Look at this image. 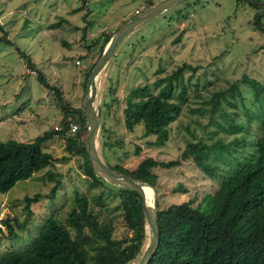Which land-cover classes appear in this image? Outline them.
<instances>
[{
  "label": "rangeland",
  "instance_id": "374dc122",
  "mask_svg": "<svg viewBox=\"0 0 264 264\" xmlns=\"http://www.w3.org/2000/svg\"><path fill=\"white\" fill-rule=\"evenodd\" d=\"M159 1L0 0V37L6 36L11 43L0 41V141L28 143L52 131L58 118L48 107L54 109L57 104V111H61L65 103L57 100L54 91L49 92L52 100L43 97L45 89L37 80V72L27 67L25 71L22 55L32 64L39 60L35 66L50 87L59 93L61 89L67 91L79 74L73 61L84 52L82 39L86 46L92 40L100 41L93 56L95 62L104 38L111 39L120 28L121 22L116 24L120 18L131 20L137 16L135 11L143 12ZM251 1H257L260 7H251L246 1L237 5L236 0H190L159 15L125 37L96 80L94 107L101 110L96 142L102 162L128 172L146 157L172 164L153 169L158 179L147 194L153 195L156 211L181 203L207 211L221 186V177L236 161L247 158L252 144L264 136V33L253 25L254 15L262 13L260 22L264 26V0ZM79 7L83 10L75 13ZM66 11L71 16H66ZM82 59L86 64L83 54ZM184 65L192 68L183 74L188 101L168 127L167 141L155 145L154 137H144L141 125L128 131L123 119L126 98L144 85L154 88L155 81ZM247 79L263 87L258 99L251 85L244 83ZM235 82L238 92L231 90ZM14 91L19 94L18 103L3 106ZM84 104L85 97L81 109ZM17 107L20 118H13ZM228 119L241 129H230ZM52 136L43 149L55 158L53 166L0 194V258L25 249L48 218L65 224L76 194L88 200L89 209L100 220H112L114 238L125 239L132 234L126 229L120 207L123 188L104 179L93 184L82 171L81 157L66 152L65 138ZM218 142L220 151L207 158L208 164L218 169L215 176L200 172L184 155L190 144L212 147ZM48 173L62 182L54 198H48L54 186L47 179ZM36 194L41 198L30 206L31 215L27 216L24 199ZM4 220L24 223L25 228H14L16 235L10 238L2 225ZM140 256L131 264H136Z\"/></svg>",
  "mask_w": 264,
  "mask_h": 264
},
{
  "label": "trees",
  "instance_id": "16d2710c",
  "mask_svg": "<svg viewBox=\"0 0 264 264\" xmlns=\"http://www.w3.org/2000/svg\"><path fill=\"white\" fill-rule=\"evenodd\" d=\"M242 1L248 2L254 8L260 7L257 1L251 0H236L237 5ZM82 10L79 7L74 12ZM177 15L183 20L179 12ZM261 15L262 13L254 15L253 25L264 33V26L260 22ZM0 31L3 32L2 27ZM104 40L99 46L100 56L110 39L105 37ZM0 41L11 44L6 36L0 37ZM98 44L100 41L92 40L86 48L90 50ZM100 56L84 73V91L88 77ZM22 57L27 68L36 70L37 80L42 87L54 91L57 100L64 103L60 93L46 83L43 75L35 69V65L25 55ZM186 69L192 68L188 65L179 67L155 81L154 88L144 85L126 98L123 119L128 131L132 132L135 126L141 125L144 137H154L155 145L161 146L167 141L168 127L176 121L188 101L189 89L183 75ZM244 83L251 85L254 96L258 99L263 87L248 79ZM237 85V82L233 83L231 90L238 92ZM66 104L61 107L69 117L58 123L59 126L65 127L64 131H45L42 136L28 143L0 141V194L7 193L17 182L26 181L35 173L53 166L55 158L43 149V145L53 139V133L65 138L67 153L81 157L82 171L86 177L93 180V184L97 185L102 181L92 169L86 154L83 108L72 110ZM228 121L230 129H241L231 123L230 119ZM69 123L78 125L79 129L74 134L68 133L67 137L65 134ZM220 148L219 142L212 147L190 144L184 155L192 159L200 172L215 176L218 169L211 167L207 158L210 154L216 155ZM252 148L247 158L236 161L234 167L226 172L227 175L221 177V186L214 195L213 205L207 211L203 212L188 203L172 204L164 209L157 208L159 244L148 264H264V136L255 141ZM171 165L146 157L133 172L119 166H107L112 171L154 189L158 178L153 169L169 168ZM47 179L54 182L48 198H54L62 182L60 177L52 173L47 174ZM119 195L124 224L126 229L132 232L130 237L120 240L114 238L112 220H100L99 216L89 209L88 200L76 194L65 224L48 218L25 249L5 253L0 258V264H131L142 254L146 244V222L139 194L123 188ZM40 198L41 195L36 194L24 199L27 216L31 215L30 206L38 203ZM11 221L14 220H4L2 225L6 228L8 236L14 238V228L23 230L25 225L17 221L13 224Z\"/></svg>",
  "mask_w": 264,
  "mask_h": 264
},
{
  "label": "water",
  "instance_id": "95a60500",
  "mask_svg": "<svg viewBox=\"0 0 264 264\" xmlns=\"http://www.w3.org/2000/svg\"><path fill=\"white\" fill-rule=\"evenodd\" d=\"M189 1L190 0H161L123 24L107 43L99 60L94 65L86 83L85 104L83 109L86 126L85 150L91 167L95 173L106 182L130 191H135L141 198V207L145 217L147 229L146 235L148 239L136 264H148L155 255V252L158 248L159 237L157 232L156 206L153 205L152 208L147 206V201L143 190V186L145 185L144 183L135 181L126 175L112 171L106 164L102 162L98 154L96 138L101 124V110H96L94 107V100L97 91L96 80L101 71L115 55L119 45L132 31L155 19L159 15Z\"/></svg>",
  "mask_w": 264,
  "mask_h": 264
},
{
  "label": "crops",
  "instance_id": "0c3cea01",
  "mask_svg": "<svg viewBox=\"0 0 264 264\" xmlns=\"http://www.w3.org/2000/svg\"><path fill=\"white\" fill-rule=\"evenodd\" d=\"M68 10V9H67ZM56 13L58 12L57 11V8H56ZM78 13V12H77ZM141 12H139L140 14ZM66 16L69 15L71 16L70 12L69 11H66L64 13ZM63 14V15H64ZM134 14V13H133ZM73 15V14H72ZM135 15V14H134ZM57 16V14L55 15ZM63 17V16H62ZM124 18H120L119 21L116 22V24L118 25L120 22L121 24L118 26V27H121V25L124 24ZM81 46H82V49L84 50V52L82 53L85 57H86V64L83 62V59H82V54H80L81 56L77 55L75 56L74 58V61H73V66L77 69H79V74L74 76L73 80L71 81V84H69V87L67 88V91H63L61 89V92H60V95L61 97H63V99H65L66 101H64L65 103H69V107L72 109V110H78V109H81V106H80V102L82 101V99H84L85 97V94H86V89L84 91L83 89V86H82V83H83V77H84V73L91 67V65L94 63L93 62V56H95L96 52H97V47H94V48H91L90 50H87L86 48V44H85V41H81ZM31 60V59H30ZM76 60H79L80 61V66H76L75 65V61ZM25 61V60H24ZM34 61V60H33ZM93 62V63H92ZM110 62V61H109ZM35 63H39V60L36 59ZM25 64V63H24ZM37 64H34V65H37ZM108 65V64H107ZM106 65V66H107ZM24 68H25V71H26V66L24 65ZM36 68V66H35ZM37 69V68H36ZM36 71V70H35ZM26 75V74H25ZM27 76V75H26ZM15 92V91H14ZM49 92H51L50 90H46L45 89V94H44V98L47 99V97L49 98V100L51 99V96L49 94ZM19 94H17L16 92L10 97V100L8 102H5L3 104V106H7L8 104H12V103H15L17 104L18 103V100L16 99L18 97ZM52 100V99H51ZM55 105V108L53 109V107H48L49 109L53 110L54 111V114H56L57 118H58V123L63 119V118H68L69 115L67 113H64L61 109V111H57V104H54ZM12 117L13 118H20L19 117V108L17 107L16 110H14V112L12 113ZM32 118V115L29 114V119ZM20 123V126L18 127L19 130L22 129L23 127V122H19Z\"/></svg>",
  "mask_w": 264,
  "mask_h": 264
},
{
  "label": "built area",
  "instance_id": "2783aa9c",
  "mask_svg": "<svg viewBox=\"0 0 264 264\" xmlns=\"http://www.w3.org/2000/svg\"><path fill=\"white\" fill-rule=\"evenodd\" d=\"M140 11H135V15H138ZM75 65L79 66L80 65V61L79 60H76L75 62ZM79 129L78 125L74 124V123H69L68 124V127L66 129V133H71V134H74L75 132H77ZM54 131H64L65 130V127L64 126H59V125H56L54 126L53 128Z\"/></svg>",
  "mask_w": 264,
  "mask_h": 264
},
{
  "label": "bare ground",
  "instance_id": "6f19581e",
  "mask_svg": "<svg viewBox=\"0 0 264 264\" xmlns=\"http://www.w3.org/2000/svg\"><path fill=\"white\" fill-rule=\"evenodd\" d=\"M146 187H148V188H150V187L147 186V185H144V186H143V190H144L145 197H146V201H147V206L150 207V208H152V207H153V195L150 194V193L147 194V191H148V190L145 189ZM150 189H151V188H150ZM147 239H148V238H147Z\"/></svg>",
  "mask_w": 264,
  "mask_h": 264
}]
</instances>
